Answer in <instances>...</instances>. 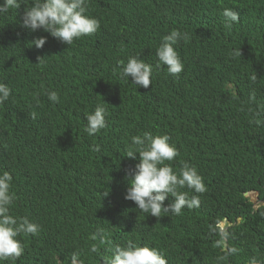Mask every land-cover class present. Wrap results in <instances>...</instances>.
I'll list each match as a JSON object with an SVG mask.
<instances>
[{
	"label": "trees",
	"instance_id": "trees-1",
	"mask_svg": "<svg viewBox=\"0 0 264 264\" xmlns=\"http://www.w3.org/2000/svg\"><path fill=\"white\" fill-rule=\"evenodd\" d=\"M24 8L0 15V82L12 90L0 105V172L13 177L11 214L39 231L21 234L23 255L4 264H103L125 240L156 247L168 264H264V0H87L100 27L71 46L21 28ZM226 8L240 17L230 29ZM172 30L189 35L174 46L178 79L155 67ZM40 36L47 43L36 49L30 42ZM129 57L153 65L147 89L120 77L117 61ZM103 102L107 127L89 135L85 118ZM145 132L170 137L173 171L196 167L206 187L198 207L155 218L124 200L138 162L125 152ZM223 220L226 249L217 246ZM99 228L104 244L92 239ZM232 247L238 252L227 255Z\"/></svg>",
	"mask_w": 264,
	"mask_h": 264
},
{
	"label": "clouds",
	"instance_id": "clouds-1",
	"mask_svg": "<svg viewBox=\"0 0 264 264\" xmlns=\"http://www.w3.org/2000/svg\"><path fill=\"white\" fill-rule=\"evenodd\" d=\"M25 5L20 15V27L29 33L42 31L48 36L56 39L62 44L71 46L75 40L91 36L100 27L99 21L87 14V0H0V15L17 10ZM225 26L231 28L234 23L239 22V13L231 8L223 11ZM176 18H174L175 20ZM189 39L187 32L172 30L165 35L155 50L157 69L166 67L167 73L178 79L183 71L184 65L175 50L178 41ZM47 43V36H40L33 39L30 44L36 49H41ZM191 58H197L195 55ZM43 59V58H42ZM39 59V62L42 61ZM119 74L122 79L131 84L147 89L151 84L153 65L145 63L137 57H129L127 62L117 61ZM252 81L257 80L256 76L251 77ZM12 90L3 82H0V105L9 100ZM48 101L53 104L59 102V95L56 91L46 92ZM255 98V92L251 93ZM105 103L98 105L95 110L86 116L84 132L95 135L107 127L106 116L108 115ZM35 114L33 113V116ZM168 135L153 136L145 132L143 136H133L125 152V157L137 161L131 170L128 187L124 194V200L131 201L135 205V211L148 214L158 218L164 214L180 215L184 208L198 207L200 204L199 195L206 191L203 178L198 174L195 166L184 163L179 172L173 171L170 163L178 155L176 147L169 143ZM92 151L99 152L100 146L94 145ZM138 154V157H137ZM12 175L3 171L0 172V264L5 261L18 260L24 252L23 245L18 237L34 236L39 231V225L32 222L27 216L18 217L11 214V207L15 201L12 189ZM188 189L193 192L189 197ZM255 194L256 203L251 195ZM244 196L250 198L257 209L261 205L257 194L254 191L245 192ZM108 196L109 190L101 194ZM168 197L174 198L171 203L165 204ZM231 226L223 220L218 224L220 239L217 246L227 248V233ZM93 241L99 240L104 244L107 240V233L99 228L92 236ZM224 244V245H223ZM89 251L97 253L98 248L93 244ZM110 255H102L103 264H168L163 252L156 247L138 245L133 240H125L121 244L112 245L107 249ZM238 249L235 247L227 249V255L235 254ZM77 257L79 252L75 254ZM219 260L225 256L218 257Z\"/></svg>",
	"mask_w": 264,
	"mask_h": 264
},
{
	"label": "water",
	"instance_id": "water-1",
	"mask_svg": "<svg viewBox=\"0 0 264 264\" xmlns=\"http://www.w3.org/2000/svg\"><path fill=\"white\" fill-rule=\"evenodd\" d=\"M248 196V195H251V197H252V199H253V201L256 203V199H255V194H253V193H251V194H247V193H245V196Z\"/></svg>",
	"mask_w": 264,
	"mask_h": 264
}]
</instances>
